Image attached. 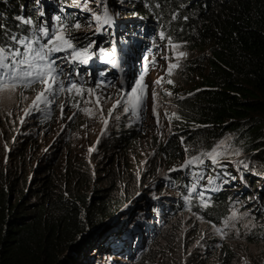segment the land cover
<instances>
[{"label": "trees", "instance_id": "trees-1", "mask_svg": "<svg viewBox=\"0 0 264 264\" xmlns=\"http://www.w3.org/2000/svg\"><path fill=\"white\" fill-rule=\"evenodd\" d=\"M53 1L57 7L63 5L68 10L72 21L77 17V7L82 5L79 0ZM37 7L38 3L33 0H0V44L11 45L15 43L12 36L21 39L38 30L42 21L41 12H34ZM109 7L113 27L108 26L104 35H96L101 40L100 48L110 52L113 45L117 47L114 38L123 37L120 33L138 22L144 21L150 26L155 18L160 22V29L168 31V26H172L170 36L177 41L192 44L205 53L195 59L203 68L201 76L193 88L184 91L185 96L180 99L183 102L171 113L177 131L171 133L168 144L160 147L165 157L196 159L190 169L187 162L171 170L169 178L162 179L163 184L180 190L178 204L168 206V210L175 214L179 209L201 211L207 218L218 221L229 213L231 201L227 199L233 191L229 187L236 183L248 191L259 190V199L254 200L256 206L249 198L254 193L241 202L246 210H261L264 200V174L260 173V167L264 166V0H114ZM53 9L49 7L47 11ZM19 18L35 23L31 26ZM63 21L69 25V20L63 18ZM148 28L154 30L147 27L146 33L151 31ZM139 37L140 33L135 30L127 34L130 41H137ZM91 41L87 37L77 47L90 45ZM107 41L112 44L107 45ZM131 47L133 44L127 43V49ZM139 52L143 53L141 47ZM148 53L153 52L150 49ZM90 68L95 69V65ZM73 69L79 70L80 78L68 76L65 82V73L60 77L64 85L71 80L78 87L84 86L86 69L71 64L70 70ZM106 71L99 69L97 77L104 73L103 81L112 80L105 75ZM52 105L40 106L37 116L43 122L37 127L55 123L57 107ZM121 136L124 143H119L120 136H116L112 147L128 145L129 136ZM225 139L230 146L217 152V141L221 143ZM213 150L217 153L215 158L207 159L205 153ZM25 153L26 148L17 149L16 155L20 158ZM202 154L204 157L198 160ZM44 168L46 175L40 181L28 178L16 190L14 179L7 176L9 169L0 167V264H107L116 253L129 254L124 246L115 247L119 239L116 232L122 226L117 221L111 227L109 220L112 216L116 220L120 218L116 213L118 207L136 195L140 185L134 188L125 182L120 197L96 189L90 196L77 199L71 192L57 190L63 178L53 173L52 166ZM21 174L28 176V167ZM122 184L123 181L118 182L113 189L118 191ZM232 198L235 200L236 195ZM151 204L146 202L143 209L137 207L131 211L140 225L131 233L135 240L145 233L142 228L148 221L158 218L160 221L158 203L150 207ZM261 235L264 237V230Z\"/></svg>", "mask_w": 264, "mask_h": 264}, {"label": "rangeland", "instance_id": "rangeland-1", "mask_svg": "<svg viewBox=\"0 0 264 264\" xmlns=\"http://www.w3.org/2000/svg\"><path fill=\"white\" fill-rule=\"evenodd\" d=\"M33 2L38 3L34 12L44 13L43 16L40 14L39 18L46 22L44 25L49 27L50 31H54L61 24V20L64 24L63 18L70 21L69 28L73 25L70 23H79L80 29H73L69 33L70 37L74 38L73 43L76 47L87 37H91L92 41H95V46H98L96 49H100L101 40L96 35H104V31H108V26L93 22L91 14L103 15L105 3L110 13V2L114 3V0H82V2L79 0L82 5L77 7L75 11L77 17L73 21L68 10L63 5L60 8L57 7L53 0L46 2L33 0ZM49 7L54 9L48 12ZM98 7L99 10H97ZM57 16L60 17L59 21L55 19ZM19 20L23 22L30 19L19 18ZM152 20L154 24L149 27H152L153 31L148 28L151 31L146 33L148 26L143 21L120 33L123 36L122 41L118 36L119 46L115 47L114 59L116 63L122 62L123 69L120 66L114 68L112 64L102 62L103 57L94 50L95 46L91 47L90 51L96 55L86 65L57 61L59 69L68 68L62 71L63 75L66 73L65 82L68 76L76 79L75 70H70L71 64L80 68L86 66V84L81 85L84 89L82 95L74 92L69 98L68 93H64L51 103L54 108L57 107L53 133L49 131V128L37 127L43 121L38 118L35 108H32L29 114H25V110L31 108L32 101L41 90V85L35 84L28 89L17 88L15 92H0V99H2L0 102V167L5 166L9 169L7 176L14 179V185L18 190L20 184L26 183L28 178L30 181L34 178L40 181L46 175L44 167L52 166L53 173L63 178L57 190L71 192L77 199L86 195L90 196L96 189H100L101 193L109 192L110 196L120 197L123 193L120 191L123 190L125 182L134 188L140 185L139 192L136 195L134 193L133 197L116 211L120 214L117 221L121 224L122 230L116 232L119 239L115 241V247L124 246L129 254L116 253L106 262L107 264H264V237L261 235L264 230V200L261 201V210L255 211L246 210L241 202L254 193L255 195L249 198H252V205L256 206L254 200L259 199V190L248 191L239 183L229 187L233 190L230 198L227 199L231 201L229 213L218 221L207 218L201 211L179 209L175 214L176 212L172 213L168 210V206L178 204L180 190L163 184L162 179L169 178L171 170L175 167H183L189 161H192L191 164L194 165L196 159L165 157L160 147L168 144L171 133L177 131L174 126L176 122L172 120L171 113L176 111L177 106L183 102L180 99L185 96L184 91L193 88L201 76L200 72L203 68L198 66L201 63L195 59L205 53L195 49L192 44L181 43L170 36L172 26L167 25L168 31H166L165 28H159L158 19L152 18ZM34 23L35 21L31 26ZM164 24L167 23L164 22ZM134 30L141 35L137 42H133L134 44L142 40L147 42V47L143 49V53H139L138 60L136 58L140 50L138 45L127 51L121 50L126 43L132 42L127 38V34ZM160 32L164 33L163 39L159 36ZM44 42L46 41H41V43ZM110 43L107 41V45ZM8 47L19 48L21 52L25 51L22 45L16 43ZM150 49L152 54L148 53ZM181 52L186 55L180 56ZM65 55H67L66 52H58L54 55V59ZM145 57L147 59H144ZM205 59L207 60L206 57ZM37 63L43 62L37 61ZM116 63L114 66H117ZM99 64L105 65L103 71L109 67L107 69L113 72L111 77L116 79L112 83L102 81L101 75L104 73L96 78L93 77L97 74L94 72ZM172 64L176 67L169 72V66ZM92 65L96 67L94 71L90 69ZM145 65H147L146 68ZM141 74H143L142 83L146 85V88L144 104L137 110L138 114L131 110L125 114L122 110L126 106L123 101L119 107L113 109L115 100L120 98L119 93L127 92L130 86L139 82L137 77ZM158 80L160 82L155 83ZM126 84L127 87L124 88ZM67 86L68 84L65 85ZM88 89H95V92L89 96ZM97 96L101 98L99 105L95 103ZM89 100L92 102L89 103ZM61 103L65 104L63 117L59 107ZM42 105L44 104H40ZM41 131L43 138L37 135ZM121 135L129 136L128 145L112 147L116 136H120L119 143H124ZM220 142L216 143L217 152L220 148L230 146L227 139ZM24 148L26 153L18 158L17 149ZM199 156L198 160H201L204 154ZM207 159L210 160V157L208 156ZM191 164H187V169H190ZM25 167H28V176L19 175ZM260 173L264 174V166L260 167ZM120 181H123V186H119L118 191L114 190L113 188ZM260 181L259 179V186ZM131 190L132 188L128 189V191ZM234 195H236L235 200L232 198ZM156 199H159V202H151ZM146 202L152 203L150 207L158 203L161 211V215L158 214L160 221L159 218L150 220L142 228L145 233L140 234L135 240L131 233L137 229L139 221L135 219L131 211L137 207L143 209V204ZM233 213L236 214L235 217ZM117 221L112 216L109 226L114 227Z\"/></svg>", "mask_w": 264, "mask_h": 264}, {"label": "snow or ice", "instance_id": "snow-or-ice-1", "mask_svg": "<svg viewBox=\"0 0 264 264\" xmlns=\"http://www.w3.org/2000/svg\"><path fill=\"white\" fill-rule=\"evenodd\" d=\"M103 7V15L92 13L91 19L98 25H106L110 27L113 23L112 15L108 12L106 3ZM43 15L44 13L41 12V16ZM55 19L59 21L60 17L57 16ZM23 22L29 25L33 23L31 20H25ZM45 23L46 22L42 21L39 29L32 31L30 38L24 37V39L21 40L17 39L15 36L11 37L12 41L23 46L25 49L24 52H21L19 48H12L0 44V92H15L17 88L28 89L32 88L35 84L41 85V90L32 101L31 108L25 110L26 115L31 112L32 108H35L37 111L41 110L40 104H45L47 106L54 103L56 98L64 93H68L69 98H71L74 92L77 95H82L84 92L83 87H78V85L71 80H69L68 86L65 87L64 82L60 79L63 72L59 70L57 61H67L68 63L86 65L96 55V53L90 51L91 47L95 46V41H92L90 45H84L81 48H77L73 43L74 38L70 37L69 33L73 29H80L81 25L79 23L73 24L71 28H69L68 25L61 23L54 31H50L49 27L43 26ZM97 31H99V29H97ZM159 36L163 39L164 33L160 32ZM42 40H45L46 42L41 43ZM174 47L179 46L174 45ZM61 51L66 52L67 55L62 57L57 56L55 59L52 58L53 53ZM98 51L103 57L102 62L110 64L116 63V60L114 59L116 55L114 45L112 46L110 52L103 48H100ZM179 55L185 56L186 53L181 52ZM144 59H147V57ZM37 61H42L43 63L40 64L37 63ZM146 67L147 65H145V68ZM174 67H176L175 64L170 65L169 72H171V69ZM75 75L79 76L78 69L75 70ZM137 80L139 82L130 86L127 92L119 93L120 98L115 100L113 109L119 107L121 105V101H123L126 105L122 109L125 114H127L130 110L138 114L137 110L143 107L144 104V90L146 85L142 83L143 74L137 77ZM159 82L160 81L158 80L155 83L158 84ZM169 82L171 83V81ZM87 91L89 96H91L95 92V89H88ZM21 95L23 94L21 93ZM100 99L101 98L99 96L95 97V103L97 105L100 104ZM0 102H2V99H0ZM88 102L90 103L92 101L89 100ZM59 107L61 109V116L63 117L65 104L61 103ZM101 111H103L102 108ZM109 114L111 115V110ZM8 115H11V113H8ZM89 115H93V113H89ZM116 118L118 119L119 117ZM69 119H72V117H69ZM105 124H107L106 120ZM216 154L215 150L205 153V155L212 157L213 159ZM191 163L192 161H189V164ZM235 215L236 214L233 213V217H235Z\"/></svg>", "mask_w": 264, "mask_h": 264}, {"label": "clouds", "instance_id": "clouds-1", "mask_svg": "<svg viewBox=\"0 0 264 264\" xmlns=\"http://www.w3.org/2000/svg\"><path fill=\"white\" fill-rule=\"evenodd\" d=\"M149 27V26H148ZM140 37H141V35H140ZM118 37H115L114 39H115V42H116V46H119V43H118V39H117ZM120 38V40L123 38V37H119ZM139 39V38H138ZM112 40V39H111ZM122 41V40H121ZM138 41V40H137ZM137 41H132V43L133 42H137ZM110 44H112V41H111V43ZM127 44V43H126ZM125 44V45H126ZM124 45V46H125ZM136 45H139V42L136 44ZM101 46V45H100ZM98 46H96V48H97ZM95 48V49H96ZM123 48V47H122ZM122 50V49H121ZM121 53H124V52H121ZM120 53V54H121ZM146 53V52H145ZM120 61V60H119ZM117 65L119 64V63H116ZM93 66V65H92ZM127 72V71H126ZM113 74V72H111V71H109V70H107L106 71V74L105 75H107L108 77H110L112 80H105V82H108V83H112L113 82V80H115L116 79V77H111V75ZM113 76V75H112ZM77 78H80V72H79V76H77L76 75V79ZM130 79V78H129ZM103 81V80H102ZM105 84H107V83H105ZM124 88H126L127 87V84L126 85H124L123 86ZM44 128H49V131L51 132V133H53L54 131H55V123L54 124H51V125H48V126H46V127H44ZM38 135V137H40V138H43V136H42V131H41V133H39V134H37ZM117 221V220H116ZM149 222V221H148Z\"/></svg>", "mask_w": 264, "mask_h": 264}, {"label": "bare ground", "instance_id": "bare-ground-1", "mask_svg": "<svg viewBox=\"0 0 264 264\" xmlns=\"http://www.w3.org/2000/svg\"><path fill=\"white\" fill-rule=\"evenodd\" d=\"M142 43H141V45H140V47L142 48V49H144V48H146L147 47V42H145L144 40H142L141 41ZM130 44H133V47H136L137 45L136 44H134V43H132V42H129ZM133 47H131V48H128V49H132ZM127 49V44L124 46V48L122 49V50H124V51H127L128 50ZM139 51H138V54H137V56H136V58H137V60H138V58H139ZM127 54H129V53H127ZM121 60V59H120ZM62 66H65V65H62ZM118 66H120L121 68L123 67V65H122V62L119 64V65H117V66H114V64H112V67H114V68H116V67H118ZM105 67V65L104 64H99L98 65V69L94 72V73H98V70L99 69H105L104 68ZM85 68V67H84ZM96 68V67H95ZM107 68H109V67H107ZM106 68V70H109V69H107ZM66 69H68V68H61V69H59V70H61V71H64V70H66ZM90 69H92L93 71H94V68H90ZM123 69V68H122ZM128 72V71H127ZM97 75L98 74H95V75H93V77L94 78H96L97 77ZM103 85V84H102ZM101 85V86H102Z\"/></svg>", "mask_w": 264, "mask_h": 264}]
</instances>
